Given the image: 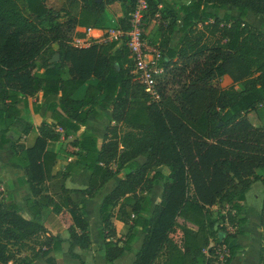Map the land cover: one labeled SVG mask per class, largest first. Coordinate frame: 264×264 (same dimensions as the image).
I'll return each instance as SVG.
<instances>
[{"label":"trees","instance_id":"obj_1","mask_svg":"<svg viewBox=\"0 0 264 264\" xmlns=\"http://www.w3.org/2000/svg\"><path fill=\"white\" fill-rule=\"evenodd\" d=\"M23 1L26 12L16 0H0V130L5 134L14 121L23 120L27 136L33 127L25 118L27 99L38 93L53 123L38 126L32 147L12 145L22 157L31 194L27 206L34 217L26 218L0 191V264L37 259L56 264L51 254L60 252L66 240L50 235L36 218L35 208L48 193L44 186L58 198L53 211L61 213L69 232L68 253L79 259L74 246L87 250L91 244L83 207L70 194L94 198L119 173L123 178L103 200L111 208L100 231L107 264L130 250L139 227L144 238L134 264H230L240 248L230 244L233 236L227 233L220 241L218 234L225 232L226 222L238 225L235 234L242 235L252 180L264 188V177L257 176L264 169V126L247 118L264 106V33L244 19L247 13L264 18V0L166 2L167 11L180 18L159 25L157 98L135 79L125 39L72 45L77 28L104 29L102 15L113 4L125 10L113 28L127 31L137 0H59V8L45 0ZM145 2L144 30L146 21L159 16L158 1ZM55 54L59 60L50 63ZM224 76L231 80L225 88L217 82ZM80 91L94 102L100 96L98 106L111 110L114 126L106 129L100 147L93 134L80 129L92 112H78ZM58 130L76 135L64 149L75 161L55 171L58 154L52 144L60 140ZM5 142L2 135L0 147ZM81 169L89 173L87 187L66 189V179ZM160 182L162 194L146 218V195ZM125 197L133 203H124ZM214 206L226 207L220 224L211 220ZM112 217L128 226L115 241ZM259 224L258 264H264V191ZM222 247L228 248L223 259Z\"/></svg>","mask_w":264,"mask_h":264},{"label":"crops","instance_id":"obj_2","mask_svg":"<svg viewBox=\"0 0 264 264\" xmlns=\"http://www.w3.org/2000/svg\"><path fill=\"white\" fill-rule=\"evenodd\" d=\"M170 1H177L178 3L184 5H187L189 3L188 0ZM165 3L163 5L164 9L170 11L167 4ZM158 7L161 8V6ZM120 10V4H113L111 6H108L102 15L104 29L93 28L91 36L86 37L85 29L77 28L74 39L82 41V47L89 45L91 41H102L106 38L107 32L113 28L115 21L120 16ZM178 25H180V21ZM79 33H83V35L80 36ZM144 33L149 35L150 28H146V30H144ZM152 38L160 39L159 31L158 34L156 33V35H154ZM173 38L174 35L171 36V39ZM222 79H224L225 82L229 80L231 84V81L227 76L222 77ZM228 86L229 85H227L226 87ZM41 95V93H38L37 96L27 99L25 118H27V121L31 122L33 125L30 133L27 136L22 135L26 123L23 120L14 121L5 134H3L0 130V139L3 135L4 139L6 140V142L0 147V191L3 193L4 198L11 197L14 202L19 205L21 213L29 219H32L34 217L33 213L28 210L27 206V201L31 199V194L29 192L28 185L25 182L24 167L20 168L18 155L13 151L12 145L15 143H20L25 145V147L27 148L32 147L38 136V126L42 122H45L47 124L53 123V121L46 115V105L42 102ZM76 98L82 101L79 106L78 112L92 109V112L85 118L84 123L79 124L80 129L93 134L97 138L98 147H100L103 143V137L105 135L106 129L110 126H114V122H112L111 119V110L102 109L100 106H98L97 103L101 99L100 96L94 102L85 97L83 91H80V93L76 95ZM58 132L61 136L60 140L52 144V148L58 154L55 171L64 170L68 163H73L75 161V158L67 157L64 154V149L67 143L73 140L76 135L70 134L69 136H65L63 131L58 130ZM136 161L138 164H142L144 158L139 157L136 159ZM159 171H162L165 176L167 175V169L161 168L159 169ZM123 176V173H119L114 178L109 180L102 188L98 190L94 198H87L77 192H73L70 194L71 201L76 205L83 207L84 218L88 224V234L91 244L87 250H81L77 246H74L73 253L79 256V259L73 258L68 253L70 238L69 232L61 222V213L54 212V205L50 203L52 199H55L57 203L58 198H55V196H52L49 192H43V195H45L46 198L42 199L40 209L35 208V211H37L35 213L36 218H38L43 223V226L50 235L60 236L62 239L66 240L62 244L60 252H53L51 254V256L54 257L56 264H81V262H83L84 264H107L104 251L105 241L103 240L100 231L103 227L102 220L111 212V208L105 206L103 204V200L116 187ZM88 181V171L85 169H81L76 173L70 174V176L66 179L64 185L68 190L77 191L85 189L88 185ZM256 184L260 185L261 183L259 181L252 183L249 190L250 192L248 191L245 195V209L242 215L246 221L245 224L239 227L243 234L237 235L235 238H232L230 240L231 245H236L240 248L237 254L232 258L230 264H258L259 261L261 237L258 227L260 225L259 220L264 188L261 184V195L253 196L251 195L253 192L252 188ZM161 194L162 182H160L159 184H155L150 193L146 195V198L148 200L146 204L147 211L145 213H142V216L146 218L150 216V213L159 201ZM249 196L250 199L254 197L255 201L253 204H250L248 202ZM122 201L126 204L133 203L132 199L129 197H125ZM252 205H257L259 207L257 212L251 213L250 207ZM213 209H215V206L212 208V210ZM116 211L117 208L112 212L114 216ZM111 223L114 226L116 234V237L112 239V241H115L116 238H121L126 234L128 230L127 225L118 221L115 217L111 218ZM234 228L235 227H232L228 230H233ZM135 231V237L130 246V250L125 252L121 257L115 260L114 264H134L136 253L140 249L144 238V233L140 227L136 228ZM226 235L227 232H224L223 238ZM33 264L47 263L43 259H37Z\"/></svg>","mask_w":264,"mask_h":264},{"label":"built area","instance_id":"obj_3","mask_svg":"<svg viewBox=\"0 0 264 264\" xmlns=\"http://www.w3.org/2000/svg\"><path fill=\"white\" fill-rule=\"evenodd\" d=\"M147 9L145 0H137V5L129 20V29L121 31L115 28L107 32V36L103 42L119 41L125 39L126 47L128 48L131 60L133 63V74L135 79L144 86L145 92L151 97L157 98L155 92V77L160 73L159 61L162 54L158 44L149 45L144 37L143 15ZM93 29H85L86 37L91 36ZM82 41L73 39L72 45L82 47ZM225 228L231 229L226 222Z\"/></svg>","mask_w":264,"mask_h":264},{"label":"rangeland","instance_id":"obj_4","mask_svg":"<svg viewBox=\"0 0 264 264\" xmlns=\"http://www.w3.org/2000/svg\"><path fill=\"white\" fill-rule=\"evenodd\" d=\"M20 6V8L22 9L23 12H26V7H25V4H24V1L23 0H16ZM47 5L48 6H51L53 8H59L61 2L59 0H45ZM157 4L158 6H161V8H159V13H158V18L157 20H152V21H146V26H145V30L146 28H150V34H146L144 33V37H145V40L147 41V43L149 45H153L155 44L156 42L159 41L158 36L156 39H153L152 37L154 35H156V33L158 34V31H159V25H164L166 23H168L171 19H179L180 18V15H177V16H172V13L168 12L166 9H164L163 5L165 2H170V3H176V4H181V3H178L177 1L174 2V1H170V0H157ZM227 11L230 12L231 15H236L237 14L234 12V10L232 9H227ZM125 13V10H123V8L121 7V10H120V16L117 18V20L115 21V24L117 21H119L121 19V17L123 16V14ZM246 22H248L251 26H253L254 28H256L257 30L259 31H262L264 33V18L261 17V16H258V15H254V14H251V13H247L245 18ZM179 23V21L177 22V24ZM114 24V25H115ZM79 35H83V33H79ZM152 36V37H151ZM149 37V39H148ZM88 43V42H87ZM85 43V44H87ZM83 45V44H82ZM226 79V78H225ZM228 81V82H227ZM226 82L224 81V79H220L218 82V84L221 86V87H226L227 85H230V82L229 80H227ZM231 81V80H230ZM248 120L254 125V126H264V106L263 107H260L258 108L256 111L254 112H251L248 114L247 116ZM14 145V144H13ZM18 159H19V163H20V168L21 167H24V164L22 162V157L18 155ZM264 169H261L259 171H257V176L258 177H263L264 176V171H262ZM256 181L252 180V183H255ZM159 184V183H158ZM261 185V184H260ZM259 184H256L255 186H253L252 190V194L251 195H261V187H260ZM44 186V189L47 190L48 192L50 191V189ZM250 192V191H249ZM56 198V197H55ZM251 201V202H250ZM255 201L254 197H252L250 199V196H249V200L248 202L251 204H253ZM55 199H52L50 201L51 204L54 205L55 203ZM258 206L256 205H252L250 207V211L251 213H254V212H257L258 211ZM225 210H226V207L223 206V208H219L218 206H215V209L212 210V217H211V220L213 221H217L219 222V213L220 215H224L225 214ZM220 224V222H219ZM259 231H260V237L261 235L263 234V231L259 225ZM238 231V225L233 229V230H228V228H225V232H227L229 234V236H233L234 238L237 236L235 233ZM221 259H223V257H227L228 256V248H224L222 247L221 250Z\"/></svg>","mask_w":264,"mask_h":264},{"label":"water","instance_id":"obj_5","mask_svg":"<svg viewBox=\"0 0 264 264\" xmlns=\"http://www.w3.org/2000/svg\"><path fill=\"white\" fill-rule=\"evenodd\" d=\"M96 1L100 2L101 0H96ZM58 60H59V55H58V54H55V55L52 57V59L50 60V63H55V62H57ZM223 236H224V233H223V232H220V233L218 234V238H219L220 241L222 240Z\"/></svg>","mask_w":264,"mask_h":264}]
</instances>
